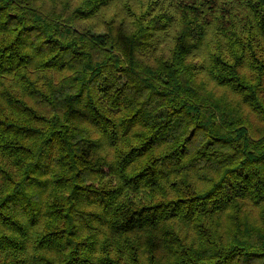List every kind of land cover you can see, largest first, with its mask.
<instances>
[{
	"label": "trees",
	"instance_id": "trees-1",
	"mask_svg": "<svg viewBox=\"0 0 264 264\" xmlns=\"http://www.w3.org/2000/svg\"><path fill=\"white\" fill-rule=\"evenodd\" d=\"M0 264H264V0H0Z\"/></svg>",
	"mask_w": 264,
	"mask_h": 264
}]
</instances>
